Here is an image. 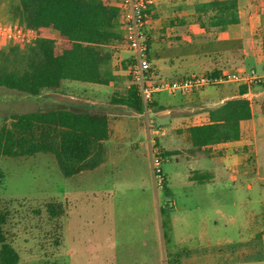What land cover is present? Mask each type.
<instances>
[{"label": "rangeland", "instance_id": "1", "mask_svg": "<svg viewBox=\"0 0 264 264\" xmlns=\"http://www.w3.org/2000/svg\"><path fill=\"white\" fill-rule=\"evenodd\" d=\"M12 3L13 0H0V25L18 23L10 15ZM241 6L248 21V30L241 40L242 50L244 48L243 53L254 56L238 63L237 67L229 66L224 72L253 69L261 75L264 74V25L249 22V18L257 14L259 4L257 0H241ZM40 34L54 39L56 45L61 42L55 31H41ZM145 38L148 43L146 33ZM10 45L13 43L1 44L0 47ZM123 49L128 50L126 47ZM200 66L194 65L196 70L173 75L153 69L160 77L170 80L213 74ZM114 67L118 69L112 63L111 70ZM130 81L126 78L122 85L118 83L113 88L67 81L62 90L45 91L38 97L0 88V127L3 120L12 114L46 110L112 114L113 109L121 107L111 103L112 95L124 94ZM253 86L261 88L264 83ZM209 89L215 93L221 87ZM160 95L154 96L147 116H130L128 121H134L137 126L129 130L130 137L119 143L120 149L113 152V161L107 168L95 174L86 172L84 176L66 178L55 157L48 154L0 159V207L10 210L6 230L20 255L19 264H146L149 259L160 257L162 237L167 258L172 250L171 244L180 242L188 234L196 238L201 235L198 221L207 213L214 217L210 208L213 205L214 209L217 203L227 207L226 219L222 217L220 221L221 235L225 238L233 241L246 238L250 219L254 220V225L256 221L260 225L264 223V132L255 144L260 149L257 173H253V162L249 159L245 168L248 175L234 173L236 180L228 175L217 197L207 194L209 186L188 183L189 170L183 162L185 147L181 148L183 155L177 161L167 155L162 165L165 188L158 189L154 185L152 160L145 143L149 139L147 121L151 128H161L159 114L150 113L158 112L153 103ZM169 97L162 94L160 99L165 101ZM218 99L216 96L215 100ZM157 137L165 148H173L170 143H165L164 138ZM156 146L167 153L158 144ZM55 202L61 204L63 214L53 221L49 218L47 206ZM174 205L180 211L187 209L190 212L174 211ZM181 219L191 222V227L188 229ZM145 241L148 242L146 245ZM166 264H169L167 260Z\"/></svg>", "mask_w": 264, "mask_h": 264}, {"label": "trees", "instance_id": "2", "mask_svg": "<svg viewBox=\"0 0 264 264\" xmlns=\"http://www.w3.org/2000/svg\"><path fill=\"white\" fill-rule=\"evenodd\" d=\"M195 11L205 31H223L241 23L239 0L197 3ZM10 15L31 31H57L61 42L56 45L51 39H38L30 45L17 42L0 47V88L38 97L45 91L62 90L67 81L102 86L114 81L107 48L122 41L125 32L119 23L122 10L111 0H13ZM245 94L244 85L241 97L209 110L210 123L187 129L194 148L241 139V124L253 117ZM111 103L144 112L139 89L132 80L126 94H114ZM110 134V117L103 111L57 109L12 114L0 127V159L52 155L62 174L71 178L105 162V142ZM163 154L167 157L172 153ZM195 176L198 183L203 182L202 173ZM47 211L53 221L63 214L58 202L49 203ZM9 220L10 210L0 207V264H19L20 255L6 230ZM168 262L178 264L170 257Z\"/></svg>", "mask_w": 264, "mask_h": 264}, {"label": "crops", "instance_id": "3", "mask_svg": "<svg viewBox=\"0 0 264 264\" xmlns=\"http://www.w3.org/2000/svg\"><path fill=\"white\" fill-rule=\"evenodd\" d=\"M111 1L113 5H117L119 0ZM210 1L212 0H154L153 6L148 11L149 17L145 26L149 58L153 68L173 75L180 71L196 70L194 65L201 64L202 70L223 73L229 66L237 67L238 63L252 59L254 55L247 52L244 55V48L242 50L241 40L248 30L246 27L248 21L242 12L241 0H239L240 24L230 26L223 31L216 29L205 31L195 6L197 3ZM257 1L259 4L257 14L251 16L249 22L264 25V0ZM121 29L125 32L122 26ZM115 50L118 51L115 52ZM107 51L111 55V64L117 65L118 68H112L111 72L115 79L109 86L113 88L118 83L122 85L126 78L131 80L128 75L130 52L121 47H108ZM130 85L131 81L125 88L126 92ZM242 86L244 85L240 83L227 84L219 86L221 89L215 93L207 89L190 96H170L165 101L160 99L162 94L157 97L153 105L158 112L150 113L159 114L161 128L155 129L154 126L152 128L148 126L149 139L145 147L150 152V157L151 149L156 144L167 153H172L171 157L176 161L183 155L181 148H187L184 151L183 161L189 170L186 179L189 184L209 186L207 194L211 197H217L222 185L226 184L228 175H231L230 177L234 180H236L234 173L247 176L245 168L248 166L249 159L253 162V173H257L260 149L255 147V144L260 141L259 135L264 132V86L261 88L252 86L243 96L251 102L253 117L241 124L242 136L239 141L212 145L198 150L192 146L187 133L190 127L210 123V109L228 100L241 97ZM126 92L121 95H125ZM216 96L219 97L218 100H215ZM111 112L112 114L107 113L110 117L111 134L109 140L105 142V162L95 170L82 172L80 176H84L86 172L95 174L106 169L113 161V152L120 149L119 143L130 137L129 130L137 126L134 121H128L130 116H147L149 113L144 110L140 114L127 106H121ZM158 135L164 138L166 144L173 145V148H165L159 141ZM196 172L202 173L203 177L200 178L203 180L202 183L196 181L199 179L195 176ZM212 207L213 205L210 211L215 216L212 217V213H207L198 221L197 228L201 233L198 238L188 234L184 239H180V242L171 244L172 250L166 258L163 249L164 237H162L159 245L160 257L149 259L146 264H166L169 257L176 259L178 264H264V223L260 225L259 221H256L254 225V220L250 219L251 226L247 237H240L238 241H233L221 235L220 221L222 217L226 219L227 207L222 206L221 203L215 204L214 209ZM173 209L179 212H190L187 209L180 211L175 205ZM181 222L188 229L191 227V222L186 219H181ZM147 243L145 241V245Z\"/></svg>", "mask_w": 264, "mask_h": 264}, {"label": "built area", "instance_id": "4", "mask_svg": "<svg viewBox=\"0 0 264 264\" xmlns=\"http://www.w3.org/2000/svg\"><path fill=\"white\" fill-rule=\"evenodd\" d=\"M153 4L154 0H119L116 6L122 10L119 23L124 28L125 36L122 41H115L110 45V48L126 47L130 52L128 75L139 89L145 111H148L154 96L159 94L190 96L231 83L245 85L249 92L253 85L264 83V74L260 75L253 69H240L233 73L195 74L181 80H170L157 75L150 62L149 46L145 38L147 14ZM38 39L50 38H44L40 32L31 31L19 23L0 25V45L17 42L30 45ZM147 124L151 126L148 121ZM151 160L155 185L158 189H164L166 179L162 165L166 156L156 145L151 149Z\"/></svg>", "mask_w": 264, "mask_h": 264}]
</instances>
